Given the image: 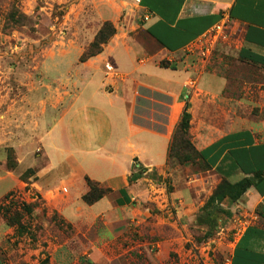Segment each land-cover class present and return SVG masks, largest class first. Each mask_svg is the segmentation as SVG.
Returning a JSON list of instances; mask_svg holds the SVG:
<instances>
[{
    "label": "rangeland",
    "instance_id": "obj_1",
    "mask_svg": "<svg viewBox=\"0 0 264 264\" xmlns=\"http://www.w3.org/2000/svg\"><path fill=\"white\" fill-rule=\"evenodd\" d=\"M143 20L136 0H0V92H6L4 85L9 88L19 82L20 76L13 74L20 68L18 62L24 59L26 72L29 63H40L46 55L44 51L55 46L75 45L84 55L94 43L105 40L103 51L108 46L122 47L132 54L138 51L137 62H146L159 55L160 48L144 30ZM235 36L229 27L221 34L204 38L178 57L196 73V78L205 73L231 84L225 90L221 86L215 93L198 91L194 99L191 83L186 84L188 89L181 100L191 114L188 131L183 133L178 127L182 111L170 132L164 165L144 171L135 162L130 178L135 187L134 203L128 211L121 210L115 221L83 218L73 223L58 211L56 205L67 193V186L71 192L76 190L65 178L70 174V162L60 171L67 186L62 183L61 187H50L48 198L32 186L38 180V169L25 179L17 176L20 188L13 189L10 180L0 181V253L7 260L3 263L227 264L242 231L252 225L264 226V200L254 207L246 193L236 201L212 200L224 181L235 179L212 170L199 150L202 136L211 137L200 134L199 125L204 120L211 121L212 115H224L218 106L224 110V99L235 95L237 80L246 113L264 122V71L237 58ZM22 48L27 50L17 54ZM82 55L79 62L91 60L82 62ZM73 59V52L68 53L61 69H70L68 78L78 76L83 69L69 63ZM155 60L166 68L175 63L169 57ZM93 85L88 88L93 89ZM74 90L73 87L70 92ZM136 95L141 120L151 125L167 124L172 103L166 95L141 88H137ZM206 104L210 118L206 116ZM175 111L174 107V114ZM192 112L201 113L195 123ZM260 136L264 139V131ZM0 159V169L17 171L11 147L0 148ZM138 173L141 176L136 179ZM90 181L98 189H105Z\"/></svg>",
    "mask_w": 264,
    "mask_h": 264
},
{
    "label": "crops",
    "instance_id": "obj_2",
    "mask_svg": "<svg viewBox=\"0 0 264 264\" xmlns=\"http://www.w3.org/2000/svg\"><path fill=\"white\" fill-rule=\"evenodd\" d=\"M136 3L144 17V30L160 48L159 55L139 64L138 51L132 54L125 48L108 46L102 54L81 63V48L71 44L55 46L44 51L46 55L40 63L32 66L29 63L26 72L24 59L18 62L20 68L13 74L20 76L19 82L9 88L4 85L7 93L0 92V148L11 147L18 164L13 173L1 168L0 181L10 180L13 189L20 188L17 176L38 169V180L32 186L48 198L50 187H61L62 183L67 186L60 171L70 162V174L65 178L71 180L76 190L71 192L67 186V193L62 194L56 206L73 223L83 218L113 222L121 210L131 209L135 195L134 184L130 183L134 164L138 162L145 171L166 162L170 132L187 105L181 97L188 82L192 99L198 91L215 93L221 86L225 90L231 84L227 79L205 73L196 78L185 62L177 60L217 25L227 21L236 35L237 58L264 71V0H136ZM26 50L22 48L17 54ZM70 52L74 59L69 63L83 69L78 76L68 78L72 74L70 69H61ZM140 52L144 55L145 51L141 48ZM156 57H169L175 63L162 67ZM90 85L93 89L88 88ZM239 85L237 80L235 95L224 99V110L218 106L224 111L222 117L210 118L209 104L205 105L211 121H202L199 133L211 137L202 136L199 150L212 170L235 179L233 182L254 178V185L246 192L254 207L264 200V139L260 136L264 122L246 113ZM137 88L169 98L172 104L167 124L151 125L141 120L136 111ZM213 103L215 107L216 101ZM200 114L192 112L194 123ZM86 178L110 192L94 204H87L83 200L89 191ZM5 257L0 253V264L7 261ZM227 264H264L263 225H252L242 231Z\"/></svg>",
    "mask_w": 264,
    "mask_h": 264
},
{
    "label": "trees",
    "instance_id": "obj_3",
    "mask_svg": "<svg viewBox=\"0 0 264 264\" xmlns=\"http://www.w3.org/2000/svg\"><path fill=\"white\" fill-rule=\"evenodd\" d=\"M99 39V38H98ZM106 43L105 40L103 41H98L94 43L92 46H90V49L87 50V52L82 55L81 60L82 62L92 59L100 54H102L103 49L101 48V45ZM188 105L185 106V109L182 113L181 120L179 123V129L183 132L186 133L190 127V121H191V114L187 110ZM13 150V149H12ZM8 163V162H7ZM18 166L17 160H16V167ZM15 170V168H14ZM13 170V171H14ZM33 169H29L25 171L24 174L21 175L23 179L27 178V176H33L34 174ZM141 176L139 173L135 176V178H139ZM86 182L89 187L88 193L83 196L84 202L87 204L91 205L94 204L95 202L99 201L102 199L105 195H107L110 192V189H98L94 183L90 181V179L86 178ZM96 183V182H95ZM255 183L254 178H244L241 179L238 182H231V181H224L222 185L219 186L217 191L214 193L212 200L221 202L223 199L230 198L233 201L238 200L243 194H245ZM97 184V183H96ZM99 185V183H98Z\"/></svg>",
    "mask_w": 264,
    "mask_h": 264
},
{
    "label": "built area",
    "instance_id": "obj_4",
    "mask_svg": "<svg viewBox=\"0 0 264 264\" xmlns=\"http://www.w3.org/2000/svg\"><path fill=\"white\" fill-rule=\"evenodd\" d=\"M227 29H228L227 21H224V22H222L221 24L217 25V26L215 27V29H214L213 31H211L208 35H206L204 38L210 36V35L213 34V33L221 34V33H223V31L225 32V30H227ZM224 35H225V34H224ZM204 38H203V39H204ZM203 39H201L199 42H201ZM197 43H198V42H197ZM197 43H196V44H197Z\"/></svg>",
    "mask_w": 264,
    "mask_h": 264
}]
</instances>
